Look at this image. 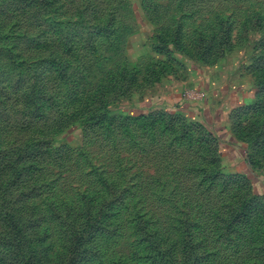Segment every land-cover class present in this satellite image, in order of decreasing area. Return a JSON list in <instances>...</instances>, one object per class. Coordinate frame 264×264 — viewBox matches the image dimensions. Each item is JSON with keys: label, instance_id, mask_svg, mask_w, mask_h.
Segmentation results:
<instances>
[{"label": "rangeland", "instance_id": "1", "mask_svg": "<svg viewBox=\"0 0 264 264\" xmlns=\"http://www.w3.org/2000/svg\"><path fill=\"white\" fill-rule=\"evenodd\" d=\"M0 264H264V0H0Z\"/></svg>", "mask_w": 264, "mask_h": 264}]
</instances>
